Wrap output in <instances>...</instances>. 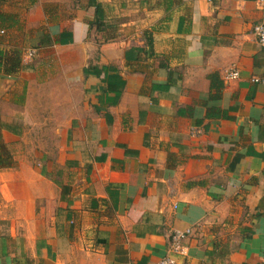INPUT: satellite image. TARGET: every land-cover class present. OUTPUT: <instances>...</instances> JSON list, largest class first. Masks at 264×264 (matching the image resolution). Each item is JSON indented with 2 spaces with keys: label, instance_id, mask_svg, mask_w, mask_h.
I'll return each mask as SVG.
<instances>
[{
  "label": "crops",
  "instance_id": "0c3cea01",
  "mask_svg": "<svg viewBox=\"0 0 264 264\" xmlns=\"http://www.w3.org/2000/svg\"><path fill=\"white\" fill-rule=\"evenodd\" d=\"M0 11V47L20 46L0 72V264H264V2Z\"/></svg>",
  "mask_w": 264,
  "mask_h": 264
},
{
  "label": "built area",
  "instance_id": "2783aa9c",
  "mask_svg": "<svg viewBox=\"0 0 264 264\" xmlns=\"http://www.w3.org/2000/svg\"><path fill=\"white\" fill-rule=\"evenodd\" d=\"M258 4H262L264 0H256ZM2 30H0V33ZM250 33L253 35L256 43L264 48V24L261 22H255L250 26ZM33 53L32 49H29L24 52L23 55L30 56ZM237 71L234 67H228L223 74L224 79H233L236 78ZM251 82H258L264 85V78H259L257 76H251L249 79ZM197 130H193L192 132H196ZM188 229L184 230H172L168 234L167 241V250L168 253L171 254H182L183 253V245L182 240L186 236ZM155 264H174V260L171 256H163L161 257Z\"/></svg>",
  "mask_w": 264,
  "mask_h": 264
},
{
  "label": "trees",
  "instance_id": "16d2710c",
  "mask_svg": "<svg viewBox=\"0 0 264 264\" xmlns=\"http://www.w3.org/2000/svg\"><path fill=\"white\" fill-rule=\"evenodd\" d=\"M15 22V18L12 17L9 13H4L0 11V28L3 27L4 24H11ZM20 62V46L17 44H13L9 46L7 49H3L0 47V72L3 74H11L16 71L19 67ZM208 84L209 88L219 89L221 83L217 81L214 77V74H208ZM207 114V113H206ZM6 152L0 143V166H4L7 164Z\"/></svg>",
  "mask_w": 264,
  "mask_h": 264
},
{
  "label": "rangeland",
  "instance_id": "374dc122",
  "mask_svg": "<svg viewBox=\"0 0 264 264\" xmlns=\"http://www.w3.org/2000/svg\"><path fill=\"white\" fill-rule=\"evenodd\" d=\"M18 18V17H17ZM3 35L0 33V38L2 37Z\"/></svg>",
  "mask_w": 264,
  "mask_h": 264
}]
</instances>
